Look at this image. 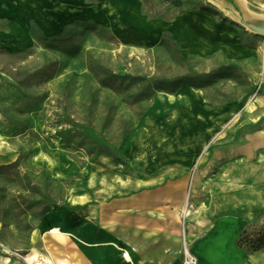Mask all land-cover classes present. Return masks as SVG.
I'll return each instance as SVG.
<instances>
[{
  "label": "crops",
  "instance_id": "1",
  "mask_svg": "<svg viewBox=\"0 0 264 264\" xmlns=\"http://www.w3.org/2000/svg\"><path fill=\"white\" fill-rule=\"evenodd\" d=\"M224 8L233 20L241 17L250 32L261 29L258 16ZM83 19L109 27L124 45L152 48L169 34L182 55L258 60L259 46L243 44L233 23L219 22L207 11L153 19L144 14L140 0H0V52L34 46L32 28L47 36L61 32L68 21ZM193 27L210 33V41L192 43L188 33ZM240 100L212 106L201 89L156 92L119 150L131 165V178L120 173L116 181L111 173L99 200L45 208L32 222L23 248L5 247L0 240V264H181V229L197 264H264V251L237 246L239 235L264 215V207L244 210L264 200L255 140L228 147L223 135L236 113L246 111L248 104ZM136 126L144 133L140 141L132 135ZM153 126L162 131L150 135ZM233 175L245 178L228 186ZM188 187L193 211L181 223ZM2 226L0 220V232Z\"/></svg>",
  "mask_w": 264,
  "mask_h": 264
},
{
  "label": "rangeland",
  "instance_id": "2",
  "mask_svg": "<svg viewBox=\"0 0 264 264\" xmlns=\"http://www.w3.org/2000/svg\"><path fill=\"white\" fill-rule=\"evenodd\" d=\"M140 2L153 19L207 11L219 22H231L243 44L259 46L258 60L182 55L169 34L152 48L124 45L109 27L90 19L68 21L61 32L47 36L32 28L34 46L0 52V240L5 247L23 248L45 208L99 200L111 173L116 181L120 173L131 178V165L119 150L159 91L186 85L203 90L212 106L239 99L248 104L222 132L228 147L255 140L264 178V0H237L236 9L259 17L258 32H250L241 17L233 20L214 0ZM229 178L232 186L245 176ZM191 211L188 187L181 223ZM263 223L264 216L249 231Z\"/></svg>",
  "mask_w": 264,
  "mask_h": 264
},
{
  "label": "trees",
  "instance_id": "3",
  "mask_svg": "<svg viewBox=\"0 0 264 264\" xmlns=\"http://www.w3.org/2000/svg\"><path fill=\"white\" fill-rule=\"evenodd\" d=\"M224 7H230L232 10L238 12L236 6L238 5L237 0H214ZM263 214L258 215L256 221H259ZM254 224H249L246 230H244L237 239V246L240 248H246L249 251L255 253L264 251V223L253 231H249Z\"/></svg>",
  "mask_w": 264,
  "mask_h": 264
},
{
  "label": "bare ground",
  "instance_id": "4",
  "mask_svg": "<svg viewBox=\"0 0 264 264\" xmlns=\"http://www.w3.org/2000/svg\"><path fill=\"white\" fill-rule=\"evenodd\" d=\"M260 23H261V21H260ZM188 39H191L190 41L192 43H197V41H201L203 43H208L210 41V39H211V34L208 33L205 30H203L202 32H199L198 29H196L195 27H193V28H191V31L188 33ZM183 87L190 88V86H186V85H184ZM186 127H188V126L186 125ZM187 129L188 130H191V131H194L195 130V128L193 126L192 127H188ZM174 130L176 132H179V131L181 132L182 131V128H180L178 126H175ZM148 131H149V134L150 135L155 136V135L159 134L162 130L159 127H154L153 126ZM132 135H133V137L135 138L136 141H140L143 138L144 133H143V131L140 130V127L139 126H136L134 128V130H133ZM137 145H139V144H137ZM244 200L246 201V200H248V198H244ZM256 207H264V200H262L261 202L254 201L251 204V206H248L246 208L244 207V210L246 212H251ZM188 215H190V212L188 213ZM54 230L56 231L57 229H54Z\"/></svg>",
  "mask_w": 264,
  "mask_h": 264
},
{
  "label": "built area",
  "instance_id": "5",
  "mask_svg": "<svg viewBox=\"0 0 264 264\" xmlns=\"http://www.w3.org/2000/svg\"><path fill=\"white\" fill-rule=\"evenodd\" d=\"M181 247V264H197V259L189 248V245L186 241V235L183 229H181ZM124 255L126 256L127 254L124 253ZM24 262L26 264H29L25 260Z\"/></svg>",
  "mask_w": 264,
  "mask_h": 264
}]
</instances>
